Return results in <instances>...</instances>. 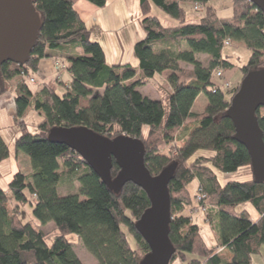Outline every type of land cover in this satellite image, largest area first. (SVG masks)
Segmentation results:
<instances>
[{"label":"trees","instance_id":"trees-1","mask_svg":"<svg viewBox=\"0 0 264 264\" xmlns=\"http://www.w3.org/2000/svg\"><path fill=\"white\" fill-rule=\"evenodd\" d=\"M75 1L31 0L41 24L29 56L23 64L6 60L0 65V93L10 90L11 80L18 79L11 89L14 119L20 128L14 144L31 163L30 172L17 170L6 188L0 185V264H84L66 237L70 232L78 235L95 258L93 264H139L148 250L134 227L149 205L146 192L131 181L119 192L111 191L76 151L47 139L48 130L56 125H84L110 137L127 134L140 138L144 162L152 175L176 163L168 183V236L175 248L171 260L178 256L191 264H250L264 243V181L253 177L219 180V172L249 165L250 157L234 138L233 122L225 114L239 82L221 88L213 72L236 66L242 79L249 70L262 66L263 12L251 0H230L232 13L226 17L218 16L207 5L209 0H138L143 35L132 46L137 59L133 66L128 61L107 63L101 44L75 10ZM88 1L99 7L106 4V0ZM185 4L204 7V13L198 20L188 21ZM153 6L177 24L165 26L151 13ZM225 39L249 50L243 64L237 65L223 53ZM199 55H205L206 63ZM47 56L65 63L70 80L64 82L57 76L31 87L28 77L34 76L29 71L36 72L39 59ZM164 71L171 89L163 99L137 89ZM200 94L206 101L201 111H195L193 104ZM29 107L40 116L36 132L28 130L24 119ZM255 114L264 141V106L257 107ZM176 131L181 132V142L164 152ZM201 149L210 153L194 156ZM8 154L0 135V162ZM118 170L112 158L111 176ZM194 179L203 194L199 203L205 207L204 219L217 235L216 246L205 242L198 223L183 212L190 202L188 185ZM64 182H76V191L59 194L58 187ZM6 190L12 193L13 206L7 202ZM27 202L40 224L54 223L53 238L19 218L17 205ZM244 202L258 212L256 220H251L247 209H239ZM222 248L231 253L230 259L218 255Z\"/></svg>","mask_w":264,"mask_h":264},{"label":"water","instance_id":"water-1","mask_svg":"<svg viewBox=\"0 0 264 264\" xmlns=\"http://www.w3.org/2000/svg\"><path fill=\"white\" fill-rule=\"evenodd\" d=\"M251 2L264 14V0ZM40 24V13L31 0H0V65L6 60L25 63ZM259 106H264V65L246 73L225 111L233 122L234 138L248 151L252 177L264 181V141L255 114ZM46 137L76 151L111 191L117 193L131 181L146 192L149 205L134 221L135 229L148 245L139 264H169L175 248L168 236V183L176 163L152 175L144 162L145 147L140 138L127 134L110 137L84 125L52 126ZM112 158L119 167L114 176L110 173Z\"/></svg>","mask_w":264,"mask_h":264},{"label":"rangeland","instance_id":"rangeland-1","mask_svg":"<svg viewBox=\"0 0 264 264\" xmlns=\"http://www.w3.org/2000/svg\"><path fill=\"white\" fill-rule=\"evenodd\" d=\"M127 1H128L127 10L129 13L128 18L129 20H132L131 23H133L138 28L139 24H138L137 18H138V14H140L139 13L140 9H138L137 3L135 5V1H138V0H134V1L127 0ZM110 2L113 4L118 3L117 0H111ZM208 2H207V5H210ZM217 3L220 4L219 7H217V9L215 8L213 9L216 11L218 16L226 17V16L231 15L232 7H231L230 0H217ZM110 5L112 4L109 3L108 8L110 7ZM192 9L193 11L198 12L199 15L204 13L203 12L204 7L198 6L197 9L194 7ZM151 13L154 15H157V17L161 20V22L165 26H174L177 24V21L175 19L168 16L165 12H163L160 8L156 6H153ZM191 20H189L188 18V21H191ZM133 24L131 25L132 28H130L129 24L127 26L126 23H123L121 26L123 29L125 28L133 29ZM124 44H128V46L130 45V43H127V42H124ZM78 51L79 53H82V49L79 48ZM131 52H133L132 47H131L130 53ZM223 53L229 54L230 55L229 59L232 62L236 63L237 65L238 64L241 65L246 61L248 54H249V50L245 48L244 46H242L239 42L234 41L223 47ZM108 54H110V51ZM199 56L201 60L203 61V63H206L207 59L205 55H199ZM134 59L135 60L133 62L135 63L136 57ZM181 65L190 67L189 64H186V63H181ZM263 65L264 63L262 64V66ZM222 71L223 73L221 77L224 78V69ZM239 72L240 70L237 69L236 73H239ZM230 79H232V77H230ZM240 79L241 77L236 82L235 81L230 82V85L233 86V85H236L238 82L240 83L241 81ZM33 83L34 82L30 83L31 87H34ZM137 89L142 94H145L151 98L163 99L166 93L170 91L171 89L167 81V72H161L157 74L154 79L150 80L146 84L137 86ZM12 93H13L12 90H8V91L0 93V98H2L3 95H6L4 98L0 99V135L3 137L4 141L6 142L9 148L8 156L0 162V170L2 172L1 177H0V185L3 188H6L8 180L12 177L13 173L16 172L17 170H21L24 173H28L31 170V163H30L28 155L25 154L23 151L17 149L14 144L15 138L20 134V128H19L18 123L14 119L15 108L14 109L11 108V102L14 103V95ZM5 99L9 100L10 102L4 103ZM205 101H206V98L204 94L198 95L193 104V110L201 111L204 106ZM24 119L26 121L28 130H30L31 132H36L38 130L36 123L39 120V115L31 107H29L26 110ZM180 133L179 131H176V133L174 134L173 140L164 147V150H163L164 152L172 149L178 143L181 142V140L178 138V135ZM200 153L209 154L210 150L201 149L197 151V153L194 156ZM250 170L251 169L249 165H244V166L239 167L236 171H233V172H226V173L219 172V180L221 182H225L228 179L247 180L252 177V174H249V172H245V171H250ZM76 187H77L76 182H73V183L64 182L58 187V192L59 194L75 192ZM188 190H189V195H190V202L185 204L183 212L189 213L191 217L195 215L194 221H197L198 224L200 225V231H201L202 236L205 238L206 243L209 246H214L216 244V239L214 237L216 232L211 226H209L207 223H204L203 217L205 216V212L200 210L201 204L199 203V200L197 198V193H198L197 179H194L188 185ZM6 194H7V200H8L7 202L9 203L10 206H13L15 201L12 197V193L9 190H6ZM27 196L29 200L32 198L29 195V193H27ZM244 203H247L249 207H252V205L249 202H244ZM238 207L240 208L241 204ZM17 210H18L17 212H18L19 218L22 221H29L33 225L34 228L40 229L44 233H50V236L53 238L55 234L54 223L52 221H48L45 224H40L38 220L32 214L30 203L27 202L24 204L21 203L17 205ZM66 237L68 241L72 244L75 252L77 253V255L79 256V258L82 260L84 264L95 263V258L86 250V248L83 246V244L79 240L78 235L75 232L67 233ZM50 240L51 239L49 238L48 242H50ZM128 240L130 241L131 246L134 247L135 242L130 234H128ZM92 258H93V261H91ZM199 260L202 261L203 259L200 258Z\"/></svg>","mask_w":264,"mask_h":264},{"label":"crops","instance_id":"crops-1","mask_svg":"<svg viewBox=\"0 0 264 264\" xmlns=\"http://www.w3.org/2000/svg\"><path fill=\"white\" fill-rule=\"evenodd\" d=\"M111 0H106V4L102 7L96 6L92 2L88 0H76L74 2V8L78 12L81 19L85 22L86 26L91 30L92 32V38L97 40L105 53V58L107 63H115V62H124L128 61L131 65L136 66L137 65V59L135 60L133 52L130 53L131 47L133 46V43L138 40L142 35L143 32L138 26V28L131 23L132 20H129V13L127 10V0H117V4H113L110 2ZM134 1V0H133ZM110 7L108 8V5ZM137 3V7L139 9V3L138 1H135V5ZM213 8L217 9L220 4L217 3V0H211L208 2ZM187 8V20L196 21L199 19L200 15L198 12L193 11L190 4H185ZM140 13V10H139ZM141 14H138V18ZM125 20V21H124ZM126 23L131 25L133 24V29L122 28V24ZM125 30V31H123ZM124 32V33H123ZM124 42L130 43L124 44ZM110 51V54H108ZM38 69L36 72L32 73L29 71V74L34 76L35 81L33 83V86L37 87V84L45 79H50L58 76V79L68 82L71 78V74L67 70L63 71H55L53 66V56H47L42 57L38 61ZM235 66H233L230 69H224V78L223 80L229 81V82H236L241 77V71L239 73H236V70L239 69ZM166 72V71H164ZM236 73V74H235ZM232 77V79H230ZM18 82L17 78H14L11 80V89H13ZM10 89V90H11ZM13 94V93H12ZM6 95H3L2 98H4ZM0 98V99H2ZM10 102L9 100L5 99L4 103ZM10 104V103H9ZM11 108L14 109V103L11 102ZM40 119V116H39ZM251 173L250 171H245ZM248 174V173H247ZM251 204V203H250ZM241 208H245L249 211V215L251 220H256L259 216L258 212L255 210V208L249 207L247 203H242ZM189 214V213H185ZM194 216H192V220L194 221ZM198 216V215H197ZM204 218V217H203ZM198 223L197 221H194ZM204 223L208 222L204 219ZM199 225V224H198ZM209 225V224H208ZM200 226V225H199ZM210 226V225H209ZM201 232V231H200ZM216 244L218 243L217 235L215 234ZM204 238V237H203ZM205 240V238H204ZM206 242V240H205ZM218 255L222 256L224 259H230L231 253L226 249L222 248L220 251L217 252ZM189 256V258H196L193 255L187 254L186 257ZM93 261V258L92 260ZM181 259L177 256L174 259H172L169 264H180ZM250 264H264V243H262L259 247V250L257 253L253 254L251 257V263Z\"/></svg>","mask_w":264,"mask_h":264},{"label":"built area","instance_id":"built-area-1","mask_svg":"<svg viewBox=\"0 0 264 264\" xmlns=\"http://www.w3.org/2000/svg\"><path fill=\"white\" fill-rule=\"evenodd\" d=\"M194 8H198V6H194ZM224 45H228L229 44V40L228 39H225L224 40ZM53 66H54V69L55 71H63L66 67L65 63L58 57L56 58H53ZM222 73L223 71L219 68L215 69L214 72H213V75L216 79H219V86L221 88H225V87H228L230 85V82L229 81H226V80H223V78L221 77L222 76ZM28 80L31 81V82H35V78L34 77H28ZM203 197V194L200 193V191H198L197 193V198L198 200H200L201 198ZM200 210L204 211L205 210V207L201 206ZM220 249V248H218ZM180 264H191L190 262L188 261H181Z\"/></svg>","mask_w":264,"mask_h":264}]
</instances>
